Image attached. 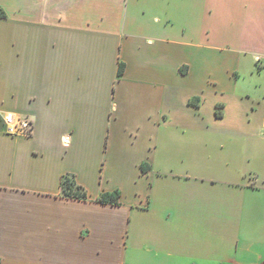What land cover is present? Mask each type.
Returning a JSON list of instances; mask_svg holds the SVG:
<instances>
[{"label": "crops", "instance_id": "crops-1", "mask_svg": "<svg viewBox=\"0 0 264 264\" xmlns=\"http://www.w3.org/2000/svg\"><path fill=\"white\" fill-rule=\"evenodd\" d=\"M0 8V264H264V121L208 58L234 44L211 24L239 23L240 0Z\"/></svg>", "mask_w": 264, "mask_h": 264}, {"label": "rangeland", "instance_id": "rangeland-1", "mask_svg": "<svg viewBox=\"0 0 264 264\" xmlns=\"http://www.w3.org/2000/svg\"><path fill=\"white\" fill-rule=\"evenodd\" d=\"M242 12L237 24L226 25L212 20L211 26L219 32L233 31L235 42L230 48L208 52L211 72L230 76L234 96L229 104L242 108L246 123L253 120L264 121V0H240ZM246 17V18H244ZM215 19V18H214ZM227 85L231 82L226 81ZM209 104V103H207ZM253 116V119L251 118ZM257 136L264 137V127L254 129ZM256 137V138H258Z\"/></svg>", "mask_w": 264, "mask_h": 264}, {"label": "trees", "instance_id": "trees-1", "mask_svg": "<svg viewBox=\"0 0 264 264\" xmlns=\"http://www.w3.org/2000/svg\"><path fill=\"white\" fill-rule=\"evenodd\" d=\"M5 17V12L0 8V18ZM124 70V64L119 63L118 74H121ZM141 169L146 171L147 165L142 164ZM61 191L62 195L66 198L87 200V190L75 181L74 175L65 174L61 179ZM101 203L120 204V192L118 189L112 191L101 192L96 198Z\"/></svg>", "mask_w": 264, "mask_h": 264}, {"label": "built area", "instance_id": "built-area-1", "mask_svg": "<svg viewBox=\"0 0 264 264\" xmlns=\"http://www.w3.org/2000/svg\"><path fill=\"white\" fill-rule=\"evenodd\" d=\"M4 131L13 136H30L34 126L32 120L27 117L16 116L11 112H4L2 115Z\"/></svg>", "mask_w": 264, "mask_h": 264}]
</instances>
